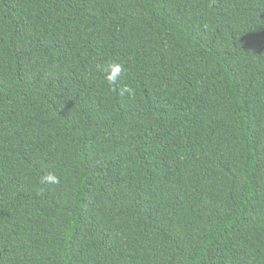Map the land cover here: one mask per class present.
Instances as JSON below:
<instances>
[{
	"label": "trees",
	"instance_id": "16d2710c",
	"mask_svg": "<svg viewBox=\"0 0 264 264\" xmlns=\"http://www.w3.org/2000/svg\"><path fill=\"white\" fill-rule=\"evenodd\" d=\"M0 264H264V0H0Z\"/></svg>",
	"mask_w": 264,
	"mask_h": 264
},
{
	"label": "clouds",
	"instance_id": "9594fccd",
	"mask_svg": "<svg viewBox=\"0 0 264 264\" xmlns=\"http://www.w3.org/2000/svg\"><path fill=\"white\" fill-rule=\"evenodd\" d=\"M121 70H122V66L121 65H119V64L111 65V72L107 75L108 81L109 82H114L116 77L120 74ZM125 90H127V89H125ZM46 180L48 182H53V183L54 182H58L57 178L52 176V175H48L46 177Z\"/></svg>",
	"mask_w": 264,
	"mask_h": 264
}]
</instances>
